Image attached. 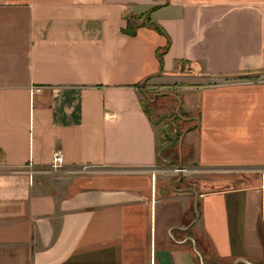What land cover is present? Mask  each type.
Returning <instances> with one entry per match:
<instances>
[{"label":"crops","instance_id":"obj_1","mask_svg":"<svg viewBox=\"0 0 264 264\" xmlns=\"http://www.w3.org/2000/svg\"><path fill=\"white\" fill-rule=\"evenodd\" d=\"M146 87L188 124L163 166ZM191 240L264 263V0H0V264H199Z\"/></svg>","mask_w":264,"mask_h":264},{"label":"rangeland","instance_id":"obj_2","mask_svg":"<svg viewBox=\"0 0 264 264\" xmlns=\"http://www.w3.org/2000/svg\"><path fill=\"white\" fill-rule=\"evenodd\" d=\"M158 90L160 89L146 87L143 91V95H140L142 94L140 93L139 97L141 99L143 107L145 108V111L147 112V115L151 119V122L153 123L155 128L158 153L157 164L163 166L166 165V162H164L163 160V157H166L164 155V153H166L165 149H168V147L174 146L176 144L178 136L188 124L185 121L179 119V114H176L175 103L172 98L159 96V98L156 99V96L153 95V92ZM151 100H159L160 102L165 103V106L163 105L162 107L155 108L154 105L149 104ZM68 174L69 173L67 172L61 173V171L50 172L47 175V181L50 178L54 184L58 185L57 181L62 179H58L57 176H65Z\"/></svg>","mask_w":264,"mask_h":264},{"label":"built area","instance_id":"obj_3","mask_svg":"<svg viewBox=\"0 0 264 264\" xmlns=\"http://www.w3.org/2000/svg\"><path fill=\"white\" fill-rule=\"evenodd\" d=\"M34 92H38L40 90V88H33ZM63 162V158H62V153L59 151V150H54L52 153H51V158H50V165L51 167L54 169V168H57L61 165V163ZM174 171L176 172H183L184 171V168L182 167H176L174 169Z\"/></svg>","mask_w":264,"mask_h":264},{"label":"water","instance_id":"obj_4","mask_svg":"<svg viewBox=\"0 0 264 264\" xmlns=\"http://www.w3.org/2000/svg\"><path fill=\"white\" fill-rule=\"evenodd\" d=\"M191 242H192V249H193L194 253H195L196 256H197V259H198L199 264H204V263L202 262L201 256L199 255V253H198V252L196 251V249L194 248V244H193V241H192V240H191ZM237 262H241V263H243V264H256V263H251V262H249V261H247V260H244V259H236V260H234V261L232 262V264H236ZM260 264H264V263H260Z\"/></svg>","mask_w":264,"mask_h":264},{"label":"trees","instance_id":"obj_5","mask_svg":"<svg viewBox=\"0 0 264 264\" xmlns=\"http://www.w3.org/2000/svg\"><path fill=\"white\" fill-rule=\"evenodd\" d=\"M159 62H160V60H159Z\"/></svg>","mask_w":264,"mask_h":264}]
</instances>
